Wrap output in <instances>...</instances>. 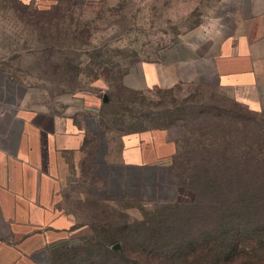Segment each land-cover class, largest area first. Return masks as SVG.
I'll return each instance as SVG.
<instances>
[{
	"label": "rangeland",
	"instance_id": "374dc122",
	"mask_svg": "<svg viewBox=\"0 0 264 264\" xmlns=\"http://www.w3.org/2000/svg\"><path fill=\"white\" fill-rule=\"evenodd\" d=\"M217 4L0 0V71L25 87L30 108L93 119L113 159L126 134L166 130L177 142L159 183L143 177L146 197L168 200L102 202L85 196L98 183L70 178L58 208L74 226L55 264H264V117L213 85L133 90L125 82L216 19L205 13ZM96 145L90 140V152Z\"/></svg>",
	"mask_w": 264,
	"mask_h": 264
},
{
	"label": "crops",
	"instance_id": "0c3cea01",
	"mask_svg": "<svg viewBox=\"0 0 264 264\" xmlns=\"http://www.w3.org/2000/svg\"><path fill=\"white\" fill-rule=\"evenodd\" d=\"M217 1L205 13L216 19L190 30L157 62L142 66L140 76L127 78L126 86L213 85L264 117V0ZM90 140L97 144L91 157ZM176 143L166 130L126 134L113 159L93 119L30 108L25 87L0 71V264H52V251L74 226L73 215L58 208L70 178L98 183L85 196L102 202L168 200L166 194L146 197L144 185L166 175ZM145 173L151 176L148 184ZM114 175L119 181L113 182Z\"/></svg>",
	"mask_w": 264,
	"mask_h": 264
},
{
	"label": "trees",
	"instance_id": "16d2710c",
	"mask_svg": "<svg viewBox=\"0 0 264 264\" xmlns=\"http://www.w3.org/2000/svg\"><path fill=\"white\" fill-rule=\"evenodd\" d=\"M165 129V128H164ZM244 237H246L248 240H250V241H253V242H255V237H250V235L249 234H247V235H244ZM54 251H56V250H54ZM54 251H52V253H51V257H52V264H55V261H54V256H53V253H54ZM55 255V254H54ZM246 258V257H245ZM215 264H220V262L218 261V262H216Z\"/></svg>",
	"mask_w": 264,
	"mask_h": 264
},
{
	"label": "water",
	"instance_id": "95a60500",
	"mask_svg": "<svg viewBox=\"0 0 264 264\" xmlns=\"http://www.w3.org/2000/svg\"><path fill=\"white\" fill-rule=\"evenodd\" d=\"M117 248H118L117 246L114 247V249H117Z\"/></svg>",
	"mask_w": 264,
	"mask_h": 264
}]
</instances>
